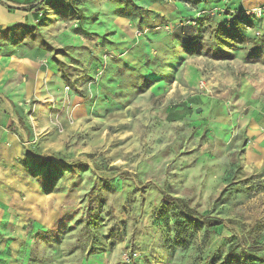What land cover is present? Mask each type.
Returning a JSON list of instances; mask_svg holds the SVG:
<instances>
[{
  "label": "rangeland",
  "instance_id": "rangeland-1",
  "mask_svg": "<svg viewBox=\"0 0 264 264\" xmlns=\"http://www.w3.org/2000/svg\"><path fill=\"white\" fill-rule=\"evenodd\" d=\"M262 8L0 0V264L264 260ZM236 17L230 60L182 48Z\"/></svg>",
  "mask_w": 264,
  "mask_h": 264
},
{
  "label": "trees",
  "instance_id": "trees-1",
  "mask_svg": "<svg viewBox=\"0 0 264 264\" xmlns=\"http://www.w3.org/2000/svg\"><path fill=\"white\" fill-rule=\"evenodd\" d=\"M248 26L247 23H244L243 18L236 17L234 18L232 24H223L218 26L215 32V44L216 47H204L202 46L198 39L185 34L184 28L182 31V34H184V39L182 41V48L188 52V53H197L203 50V55L205 57H208L215 61L220 60H230L232 58V54L228 52V50L233 49L236 45H240L244 42L243 35L236 29L237 26ZM246 62L248 63H256V62H263L264 63V53L259 51H253L251 52L246 58ZM63 75V73H62ZM50 162V159H45L41 163H47ZM122 177L125 178V174L122 175ZM127 177V176H126ZM162 203L167 206H173L177 208L183 218L185 220H188V218L192 216H198L194 210L188 208V206L185 204L184 201L173 199L168 196L162 197ZM203 226L206 229L205 235L208 236L210 233V229L218 226L215 222H203ZM175 234L178 239H181L183 231L186 230L187 225L184 221L182 222H176L175 224ZM234 258L232 257V252L229 251V253L225 256L223 262L220 264H228L229 262H233ZM250 261L253 264L254 262L258 261L260 263H264V260H260L256 258H250Z\"/></svg>",
  "mask_w": 264,
  "mask_h": 264
},
{
  "label": "crops",
  "instance_id": "crops-1",
  "mask_svg": "<svg viewBox=\"0 0 264 264\" xmlns=\"http://www.w3.org/2000/svg\"><path fill=\"white\" fill-rule=\"evenodd\" d=\"M2 20L1 16H0V21ZM3 122H4V116L1 115L0 113V134L3 132Z\"/></svg>",
  "mask_w": 264,
  "mask_h": 264
},
{
  "label": "built area",
  "instance_id": "built-area-1",
  "mask_svg": "<svg viewBox=\"0 0 264 264\" xmlns=\"http://www.w3.org/2000/svg\"><path fill=\"white\" fill-rule=\"evenodd\" d=\"M264 15V8H262V9H260L259 11H258V15Z\"/></svg>",
  "mask_w": 264,
  "mask_h": 264
}]
</instances>
